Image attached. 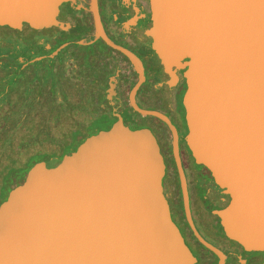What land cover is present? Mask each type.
I'll list each match as a JSON object with an SVG mask.
<instances>
[{"label": "water", "instance_id": "95a60500", "mask_svg": "<svg viewBox=\"0 0 264 264\" xmlns=\"http://www.w3.org/2000/svg\"><path fill=\"white\" fill-rule=\"evenodd\" d=\"M63 1L0 0V26L66 29L56 19ZM90 10L95 35L139 73L131 107L168 123L134 105L141 65L105 37L94 0ZM141 18L145 45L180 75L184 144L211 179L201 214L217 236L264 252V0H142ZM86 112L80 143L29 167L0 201V264H191L154 134L130 128L92 94Z\"/></svg>", "mask_w": 264, "mask_h": 264}, {"label": "flooded vegetation", "instance_id": "af4514ba", "mask_svg": "<svg viewBox=\"0 0 264 264\" xmlns=\"http://www.w3.org/2000/svg\"><path fill=\"white\" fill-rule=\"evenodd\" d=\"M94 2L105 37L128 51L141 65L143 80L134 91V105L141 110L163 114L168 123L154 115H141L129 104L128 94L138 81L139 73L124 53L95 35L90 0H68L58 5L56 19L63 25H68L66 29L52 26L50 28L53 30L48 32L53 34L48 40V46L58 43L54 50L58 62L63 61L68 53V59L76 62L81 70L82 86L89 92L88 96H94L97 106L108 113H115L129 127L141 126L154 134L162 154L164 170L161 183L167 197L170 217L193 257L191 264H261L264 252L244 250L236 242L217 236L201 214L199 200L211 185V179L204 169L193 163L184 144L185 128L181 108L175 102V96L177 98L181 88L180 75L172 67L173 77L169 76L153 51L145 45V21L141 18L142 0ZM26 27L32 29L27 25ZM8 30L17 33L12 28L0 26V46H9L13 52L2 55L0 51V64L14 66V59L18 55L20 66L26 69L28 51H42L41 46H35L41 43L34 45L7 39ZM82 34L83 40L80 39ZM14 69L17 70L15 67ZM85 117L87 126V112ZM168 124L175 134L178 167L173 153V134ZM26 160V154L25 157L17 158L0 150V201L8 189L22 178L26 171Z\"/></svg>", "mask_w": 264, "mask_h": 264}, {"label": "trees", "instance_id": "16d2710c", "mask_svg": "<svg viewBox=\"0 0 264 264\" xmlns=\"http://www.w3.org/2000/svg\"><path fill=\"white\" fill-rule=\"evenodd\" d=\"M14 31L18 32L15 29ZM82 37L83 34L80 36L81 40ZM57 44L42 47V51H28L26 69L20 66L18 55L14 59V66L0 64V101L5 103L6 111L11 118L23 122L29 133L27 137L36 138L39 134H44V139H47L51 125L55 126L58 121L67 124L62 137L55 140L52 148L38 149L26 154L28 161L25 170L51 156L61 158L63 154L73 150L84 137L86 123L81 121L80 116L86 114L89 92L82 86L81 70L78 65L76 66V62L68 59L69 54L63 57L64 62H58L56 56L52 54ZM175 102L178 106L176 96ZM32 104H35L36 108L30 113ZM42 107L45 110L44 120ZM36 117L39 122L41 121V125L35 123L39 129L33 133L30 132V124H33ZM5 118V115H0V120L3 121ZM130 127L147 130L141 126ZM19 144L23 145L24 142L20 140Z\"/></svg>", "mask_w": 264, "mask_h": 264}, {"label": "rangeland", "instance_id": "374dc122", "mask_svg": "<svg viewBox=\"0 0 264 264\" xmlns=\"http://www.w3.org/2000/svg\"><path fill=\"white\" fill-rule=\"evenodd\" d=\"M53 28L43 29V30H29L26 26H22L17 33L10 32L9 30L6 33L7 39L19 40L26 43H41V46H48V40L52 37L50 33ZM0 51L2 55H7L12 53V49L9 46H0ZM36 108L35 104L30 106V113H32ZM44 111L43 120L45 119V110L44 107L41 108ZM3 114L6 118L2 121L0 120V150L2 149L5 153H9L15 157H25V154H29L34 150H43L52 148L55 140L62 137V133L66 130L67 124L64 121H58L55 126L50 127V132L48 134V138L44 139V134H39L36 138H29L27 129L23 125V122L16 121V118H11L10 114L6 111V105L2 101H0V115ZM3 118V117H2ZM36 117L33 121V124H30V132L36 133L39 128L35 126V123H39L41 125V121L37 120ZM80 119L83 123L86 122L85 114H81ZM66 121V120H65ZM67 122V121H66ZM24 142L23 145L19 144V141ZM7 156H5L6 158ZM3 163L5 162L3 158H1ZM28 161V157L26 162Z\"/></svg>", "mask_w": 264, "mask_h": 264}]
</instances>
